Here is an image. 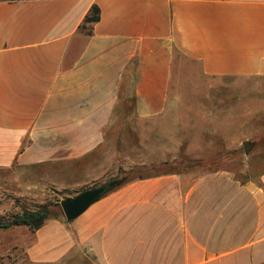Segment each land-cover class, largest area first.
I'll use <instances>...</instances> for the list:
<instances>
[{"label": "crops", "instance_id": "1", "mask_svg": "<svg viewBox=\"0 0 264 264\" xmlns=\"http://www.w3.org/2000/svg\"><path fill=\"white\" fill-rule=\"evenodd\" d=\"M179 70L264 78V0H0V174L42 203L51 186L105 184L114 162L67 177L107 158L108 135L130 119L140 166L176 162ZM26 255L34 264H264V173L132 181L72 222L47 221Z\"/></svg>", "mask_w": 264, "mask_h": 264}, {"label": "rangeland", "instance_id": "2", "mask_svg": "<svg viewBox=\"0 0 264 264\" xmlns=\"http://www.w3.org/2000/svg\"><path fill=\"white\" fill-rule=\"evenodd\" d=\"M177 73L178 110L171 125L172 131L177 133L178 149L173 152L176 162L201 161L202 167L194 172L223 168L233 171L242 180L264 173V78L209 79L199 72L179 70ZM130 89L132 91V87ZM123 105L129 108L131 118L132 95ZM245 141L254 143L249 155L243 149ZM103 152L107 158H96L92 165L89 163L75 170V177L70 175L67 181L84 180L88 173H95L104 164L110 166L112 162L113 169L105 184L137 174L153 175L165 171L164 163L152 167L139 165L145 156L142 155L144 151L139 150L131 119L114 127ZM105 184H74L64 190L51 186L42 203L33 202L26 193L17 192L18 187L11 183L10 177L6 173L0 174V222L27 208L55 206L62 200ZM61 217L65 219L63 214ZM32 234L33 231L26 228L0 231V264H34L26 255L27 239L30 240Z\"/></svg>", "mask_w": 264, "mask_h": 264}, {"label": "trees", "instance_id": "3", "mask_svg": "<svg viewBox=\"0 0 264 264\" xmlns=\"http://www.w3.org/2000/svg\"><path fill=\"white\" fill-rule=\"evenodd\" d=\"M100 20V9L98 6H93L89 14L86 16L82 28L87 30L89 34L92 33L93 26ZM201 161H183V162H166L163 164L165 171L162 173H156L153 175H142L137 174L134 176H129L124 179L114 180L110 183L115 185L112 188H107L106 194L118 190L122 186L132 181L159 176L161 174L168 173H183V172H193L196 168L202 167ZM155 168V167H154ZM158 169V168H155ZM154 169V170H155ZM208 171V170H207ZM205 172V171H204ZM248 176L243 181L249 180ZM109 184V183H108ZM105 184V185H108ZM81 194V193H80ZM79 195V194H78ZM77 196V195H76ZM63 212L61 210L60 204L55 206L52 205H42L35 209H25L21 213L15 214L10 219L4 222H0V231H7L15 227H28L32 231L40 229L47 221L51 219H58Z\"/></svg>", "mask_w": 264, "mask_h": 264}, {"label": "water", "instance_id": "4", "mask_svg": "<svg viewBox=\"0 0 264 264\" xmlns=\"http://www.w3.org/2000/svg\"><path fill=\"white\" fill-rule=\"evenodd\" d=\"M253 147L254 143L249 141L243 142V149L246 155H249ZM114 185V183H109L108 185L86 190L73 198L62 200L60 207L66 221L72 222L79 218L106 194L107 188H112Z\"/></svg>", "mask_w": 264, "mask_h": 264}]
</instances>
